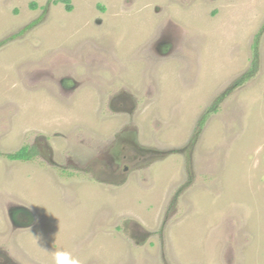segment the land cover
Instances as JSON below:
<instances>
[{
  "label": "rangeland",
  "instance_id": "1",
  "mask_svg": "<svg viewBox=\"0 0 264 264\" xmlns=\"http://www.w3.org/2000/svg\"><path fill=\"white\" fill-rule=\"evenodd\" d=\"M123 134L155 156L103 164ZM4 258L264 264V0H0Z\"/></svg>",
  "mask_w": 264,
  "mask_h": 264
},
{
  "label": "flooded vegetation",
  "instance_id": "2",
  "mask_svg": "<svg viewBox=\"0 0 264 264\" xmlns=\"http://www.w3.org/2000/svg\"><path fill=\"white\" fill-rule=\"evenodd\" d=\"M160 43V44H159ZM171 46L170 44H167L166 41L160 40L156 47H154L155 53L163 54L168 49L167 47ZM170 49V48H169ZM65 83V82H63ZM133 141V143H131ZM130 145V146H129ZM38 149V148H37ZM147 149H143L142 147H138L137 143L134 140H130L126 138V136L123 134L121 137H118V140L116 141V144L109 149V152L104 155L103 157V164H106L107 166H115L116 168L120 166V163L123 161L121 158L128 159L127 162H136L137 159H142L143 157L146 158L147 155L149 156H155ZM38 151V150H37ZM130 155V156H127ZM142 161V160H140ZM125 169L122 168L121 171L124 172ZM107 181V180H106ZM5 263L9 264L8 259H5Z\"/></svg>",
  "mask_w": 264,
  "mask_h": 264
},
{
  "label": "trees",
  "instance_id": "3",
  "mask_svg": "<svg viewBox=\"0 0 264 264\" xmlns=\"http://www.w3.org/2000/svg\"><path fill=\"white\" fill-rule=\"evenodd\" d=\"M64 1L68 2V0H64ZM68 9H70V8L68 7ZM34 24L35 23H32L31 26H33ZM252 47H253L252 65L246 73H244L240 78H238L236 80L235 84H237V85H242L243 83H246L249 80H251L255 76V74L258 70V64H259L258 47H259V43H258L257 39H256V41H254ZM227 92H229V91L227 90ZM227 92L224 93L223 96L216 99L215 102L208 109L207 113L202 115V117L198 123L197 132H200V130H201L202 126L204 125V122L206 121L208 115L211 112H216L217 105L222 101V98H225ZM194 140L195 139H193L191 141L192 142L191 144H193ZM37 155H38V151H37V148L35 146L29 147L28 145H25L24 147L20 148L17 152L8 154L7 158L11 161L30 162V161H33Z\"/></svg>",
  "mask_w": 264,
  "mask_h": 264
},
{
  "label": "water",
  "instance_id": "4",
  "mask_svg": "<svg viewBox=\"0 0 264 264\" xmlns=\"http://www.w3.org/2000/svg\"><path fill=\"white\" fill-rule=\"evenodd\" d=\"M10 222L15 228L28 227L32 224L33 214L25 207L17 206L8 212Z\"/></svg>",
  "mask_w": 264,
  "mask_h": 264
},
{
  "label": "clouds",
  "instance_id": "5",
  "mask_svg": "<svg viewBox=\"0 0 264 264\" xmlns=\"http://www.w3.org/2000/svg\"><path fill=\"white\" fill-rule=\"evenodd\" d=\"M135 142H136V141H135ZM131 143H133V141H132ZM136 143H137V142H136ZM137 145H138V144H137ZM129 146H130V145H129ZM138 147H142V146H139V145H138ZM142 148H143V149H147L146 151H148V150H149L150 152L152 151L151 149H148V148H145V147H142ZM147 156H149V155H147ZM150 157H154V156H150ZM145 160H148V158L146 157ZM143 161H144V160H142V161H140V162L143 163ZM104 180H105V179H104Z\"/></svg>",
  "mask_w": 264,
  "mask_h": 264
}]
</instances>
